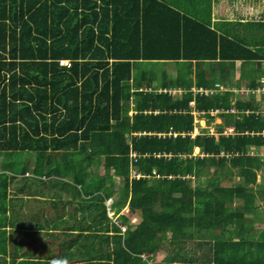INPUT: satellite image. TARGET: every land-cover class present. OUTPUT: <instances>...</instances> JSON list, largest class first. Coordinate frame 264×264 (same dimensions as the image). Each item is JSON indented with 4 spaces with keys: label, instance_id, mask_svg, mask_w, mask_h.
<instances>
[{
    "label": "trees",
    "instance_id": "obj_1",
    "mask_svg": "<svg viewBox=\"0 0 264 264\" xmlns=\"http://www.w3.org/2000/svg\"><path fill=\"white\" fill-rule=\"evenodd\" d=\"M144 1L161 5H141ZM132 2L137 5H119L120 0H0V197L7 195L9 184L13 194L44 192L42 179H35L40 185L35 193L31 184L23 185L28 178L12 174L28 170L17 153L36 157L35 171L42 163L49 166L42 174L60 176L75 172L78 177L84 161L98 160L111 181L103 195L117 192L129 201L132 212L142 215L125 238L114 235L106 257L115 264L138 262L143 252H154L165 240L172 241V251L182 250L186 240H202L205 230L204 237L214 228L238 237V246L251 242L252 215L258 197L264 198V182L256 183L264 158L247 150L264 146L262 102L254 97L236 102L247 112L235 119V134L215 137L205 131L192 136L193 109L208 115L229 109L231 92L196 94L193 107L191 90L173 97L135 91L142 85L132 81L133 66L142 61L198 63L218 56L210 60H245L251 58L248 44L219 38L206 27L210 37L192 45L188 30L200 31L201 22L159 0ZM62 59L70 65L61 64ZM135 94L142 98L130 115L128 103ZM221 115L226 121L230 116ZM230 166L240 177L232 185ZM237 198L242 205L233 208ZM102 209L92 215L95 223L108 221ZM113 225L119 233L121 226ZM209 244L211 255L190 256V263L197 264L199 258L210 263L218 257L221 247ZM238 246H232L233 255L244 259L247 253ZM222 256L231 258L226 250Z\"/></svg>",
    "mask_w": 264,
    "mask_h": 264
},
{
    "label": "crops",
    "instance_id": "obj_2",
    "mask_svg": "<svg viewBox=\"0 0 264 264\" xmlns=\"http://www.w3.org/2000/svg\"><path fill=\"white\" fill-rule=\"evenodd\" d=\"M159 1L195 18L204 25L199 27L200 31L188 30L190 44L199 45L204 38L207 40L210 37V31L206 27H209L217 33L219 38L225 37L247 43L249 49L247 54L249 53L251 58L210 60L220 59L218 56L200 60L198 63L196 60L190 62L188 59L142 61L133 66L132 81L138 80L142 85V88H134V90L152 93L166 92L173 97L184 95L191 90L194 98L190 101V105L193 107H195L196 94L209 95L214 91H229L232 93L231 108L212 110L209 115L204 110L193 109L192 136L205 131L215 137L235 134V119L241 118L243 113L247 112L237 108L235 105L237 101H247L254 97L256 102H262L264 106V0ZM128 2L120 0L119 5H137L136 2ZM141 5L161 4L156 1H146ZM225 42L229 41L225 40ZM181 44L184 50L182 40ZM207 50H210V53L213 51L209 48ZM251 52L255 56L251 55ZM180 75H182L181 78H179ZM253 81L258 84L253 86ZM207 82H213L214 85L211 86L213 88L198 86V83L208 84ZM141 98L139 94L131 97L128 103L130 115L136 113V106ZM223 113L230 115L227 121L225 116L221 115ZM137 134L139 133H134V135ZM195 151L199 153L200 148L197 147ZM247 152L259 154L264 158V146H250ZM133 154L137 155L132 150L130 156L132 157ZM21 162L23 166L28 163V170L12 174L19 178H28L23 185L31 184L35 193H38L40 186L35 179H42L44 192L35 195L13 194L10 192L9 184L7 195L0 197V254L3 255L0 264H115L113 258L106 257V250L114 244V235L120 234L125 238L129 228L130 231L136 229L142 215L139 210L132 212L129 201L117 192L112 196L103 195L105 187L111 184L104 164H100L98 160L84 161L82 172L77 177L75 172L62 176L55 172L51 175L42 174L40 171L49 168V166L45 167L46 165L42 166V163H38L41 165L35 171L38 161L33 155L28 161ZM263 167L264 163L259 168ZM110 174L114 175V171ZM257 176L259 177L256 183H261L260 175L257 174ZM116 177L119 179L118 176ZM253 185L255 186L254 183ZM100 195L104 198L99 197ZM110 200H112L111 205H109ZM36 204L39 205L37 210L34 208ZM102 208H105L109 219L103 220L102 223H95L92 215L95 212L97 214L104 212ZM109 208L114 210L119 225L126 227L125 231L121 228L119 233L115 232L113 224L116 221L111 218ZM134 218H136L135 221ZM124 219L127 220L123 222ZM250 230V234L253 235L250 240L253 244L244 242L243 245L238 246L236 242L241 241L238 237L231 233L224 235L220 228H214L212 232L206 233V238L203 236L206 231L201 235L202 240H207L205 242L201 239L186 240L184 249L172 251V241L165 240V245L154 252H143L142 259L138 262L121 261L120 264L164 262L194 264L190 263L193 262L189 259L190 256L211 255L209 241L221 247L218 257L212 258L210 263L199 258L197 264H202L203 261H205L204 264H264V248L261 246V243H264V227H257L253 220ZM222 240L226 241L224 245ZM235 245L240 247V251L246 252L247 257L235 258L232 247ZM223 248L231 258L224 259Z\"/></svg>",
    "mask_w": 264,
    "mask_h": 264
},
{
    "label": "rangeland",
    "instance_id": "obj_3",
    "mask_svg": "<svg viewBox=\"0 0 264 264\" xmlns=\"http://www.w3.org/2000/svg\"><path fill=\"white\" fill-rule=\"evenodd\" d=\"M151 64H154V63H151ZM171 64H174V63H171ZM159 65H163V64L162 63H159ZM24 154H25V158H23L24 157ZM16 155H17L16 157H17V159L19 161H23V160H26V159H30V155L27 154V152L17 153ZM229 171H232V173H234L233 181L230 183L232 185V184H235L236 182H238V180L240 179V177L239 176H236V169L229 167ZM258 175H260V180H262L264 182V180H263V178H264V167L262 169L258 170ZM133 176L139 177L138 174H133ZM203 178L204 177H201V179H203ZM254 187H256V184H255ZM241 205H242V200L240 198H237V199H235V202L231 206L233 208H235V207H238V206H241ZM257 205H258V209H257L258 212L256 211V214L255 215L254 214L252 215V216L255 217L253 220H254V223L257 224V227H262V226L264 227V198H262V197L259 196L258 199H257ZM252 216L250 215V217H252ZM111 218L114 221H116L117 223H119V220H117L114 210L111 211ZM135 220H136V218H134V221ZM207 238H209V236ZM1 258H3V255L2 254H0V259Z\"/></svg>",
    "mask_w": 264,
    "mask_h": 264
},
{
    "label": "built area",
    "instance_id": "obj_4",
    "mask_svg": "<svg viewBox=\"0 0 264 264\" xmlns=\"http://www.w3.org/2000/svg\"><path fill=\"white\" fill-rule=\"evenodd\" d=\"M61 64H63V65H70V62H69V60H67V59H65V60L62 59V60H61ZM132 158L136 160L137 155H136V154H133V155H132ZM111 203H112V200L109 201V205H111ZM111 211H112L111 208H109V213H110V215H111ZM116 223H117V222H116ZM117 224L119 225V223H117ZM120 226H121V225H120ZM121 228H122L123 231L126 230V227H125V226H122Z\"/></svg>",
    "mask_w": 264,
    "mask_h": 264
}]
</instances>
